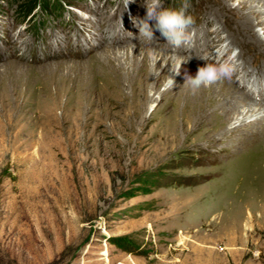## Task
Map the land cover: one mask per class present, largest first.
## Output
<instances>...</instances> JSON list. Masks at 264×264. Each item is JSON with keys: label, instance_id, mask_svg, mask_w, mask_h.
Masks as SVG:
<instances>
[{"label": "rangeland", "instance_id": "374dc122", "mask_svg": "<svg viewBox=\"0 0 264 264\" xmlns=\"http://www.w3.org/2000/svg\"><path fill=\"white\" fill-rule=\"evenodd\" d=\"M37 1L0 0V49L9 53L0 51V264H264V121L254 116L259 108L246 116L262 128L259 140L249 129L222 139L221 128L233 124L220 114V126L208 118L199 127L191 116L194 133L184 152L172 155L158 139L167 131L177 136L176 145L185 141V80L166 87L176 75L168 68L137 77L144 56L132 54L147 48L204 65L200 58L213 43L198 37L186 48L187 58L182 49L170 51L150 22L155 41L149 48L136 26L146 15L145 0H106L111 5L109 13L102 11L104 22L77 38L97 46L76 54L80 48L70 42L64 22L75 14L74 6L85 11L86 4L105 0H54L49 13L65 4L62 19L34 15ZM228 1L188 0L186 14L195 19L190 34L194 27L207 30L200 19L225 13L220 5ZM183 2L163 0L174 9ZM19 8L28 11L25 17L17 18ZM226 15L209 24L224 37L222 30L236 21ZM134 27L132 41L125 31ZM239 39L233 46L238 59L243 56L249 67L264 61L263 51ZM115 41L120 44L110 49ZM155 138L146 153L142 145L151 147ZM249 143L252 153L245 149ZM227 176L236 181L218 196L217 211L206 216L215 207L209 202L216 192L212 183Z\"/></svg>", "mask_w": 264, "mask_h": 264}, {"label": "bare ground", "instance_id": "6f19581e", "mask_svg": "<svg viewBox=\"0 0 264 264\" xmlns=\"http://www.w3.org/2000/svg\"><path fill=\"white\" fill-rule=\"evenodd\" d=\"M233 0H229L228 3L220 5L221 8H225V13L220 14L217 13V11H213L210 14L211 19L209 18L208 21L210 23H220L222 20V17H226L224 20H227V12H230V15H235L236 18H234L235 25L232 27L228 32H225L222 30L221 33H225L226 36L224 37L227 42V46H235L236 44H241V40L239 39V36H242V40H247L252 42L256 48H259V50L264 52V39H261L259 35L257 34L256 29L261 28L262 31H264V1L263 0H239V4L237 7H235L234 11L238 9L239 15L237 12L233 11V8L231 5H229V2ZM212 9V8H211ZM236 13V14H235ZM239 17V18H238ZM223 26V25H222ZM217 27V26H216ZM154 31V30H153ZM220 36V33L218 34ZM102 39V38H101ZM128 39H124V42H127ZM120 42V41H119ZM116 44H120L117 41L112 42V47L110 46V49L113 47L116 48ZM116 46V47H115ZM93 48V47H92ZM132 48V47H131ZM134 48V47H133ZM138 48V47H137ZM141 48V47H140ZM109 49V48H108ZM107 49V50H108ZM109 49V50H110ZM238 49V48H237ZM108 50V51H109ZM128 50V49H127ZM117 51V50H116ZM119 51V50H118ZM135 51V50H133ZM111 52V51H110ZM109 52V53H110ZM129 52V51H128ZM242 52V51H241ZM108 53V52H107ZM137 54L138 57H141V64L140 68L137 72V77H146L149 78L151 75L153 76V71L156 72L157 69H165L168 68L169 71H172V68L175 67L178 61H182L179 74L176 73L174 81L176 83H179L183 80H185L186 75L195 76L197 70L199 67L204 66L199 63H194V61H189L186 59H183L182 57L178 55H166L158 53L155 50V60L152 59L153 56V50L142 48L139 49L138 52L132 53ZM113 55V54H112ZM115 55V54H114ZM119 55V54H116ZM70 56V55H69ZM107 56V55H106ZM77 57V56H76ZM111 55L108 54V61H112ZM115 57V56H114ZM205 57V56H204ZM105 58V59H106ZM102 60V59H101ZM103 61V60H102ZM107 61V63H108ZM116 61V60H115ZM95 62V61H94ZM149 62L151 63V68ZM114 63V62H113ZM247 63V61H244V65ZM90 64V63H89ZM112 64V63H110ZM125 65V64H124ZM89 66V65H88ZM113 66V65H112ZM116 67V66H115ZM98 68V67H97ZM150 68V69H149ZM133 69V68H132ZM112 70V69H111ZM119 70V69H118ZM126 70V67H125ZM122 71V70H121ZM164 71V70H163ZM124 72V71H123ZM129 72V71H128ZM173 72V71H172ZM115 73V72H114ZM136 73V72H135ZM159 73V72H158ZM169 73V72H168ZM168 73L159 75L156 79L157 80H164ZM91 74V73H90ZM125 74V73H124ZM114 75V74H113ZM130 75V74H129ZM157 75V74H156ZM171 76V75H170ZM173 76V75H172ZM171 76V77H172ZM128 77V76H127ZM136 78V77H135ZM153 78V77H152ZM116 79V78H115ZM135 80V79H134ZM128 81V80H127ZM133 81V79H131ZM167 81V80H166ZM106 82V81H105ZM123 82V81H122ZM151 82V81H150ZM154 82V81H153ZM163 82V81H162ZM91 83V82H90ZM104 83V82H103ZM113 86V85H112ZM115 86V85H114ZM125 87V86H124ZM112 88V87H111ZM184 88L188 91V97L186 98V109H187V115L185 122L190 123V125L186 128L183 127V132L185 133V141L181 145H176L175 141L178 140L177 136H171L172 134H166V132L163 135H160V142L162 141V147L165 151H167L170 154H178V152L183 151L186 148L185 143L189 139H191V136L194 133V127L192 126V123L188 118L197 117L199 127L206 126L208 118L213 119L218 126H220V123L218 120V116H224L227 119H224L225 124L231 123L233 126L229 129H226L225 127L221 128V138L226 139L230 137L233 133L238 131H244L249 129L250 137L253 139H258L259 136L262 134V128H258V124L256 123H248V119L252 117L246 118L248 116L249 112H255L253 111V108H259V113H255L254 116L258 115L256 117V120L259 119L260 122L264 121V107L261 106V104L257 103L256 101L246 97L243 92L239 89H237L235 86H232L229 82L225 81L224 79L212 84L210 87H201L198 91L195 93L192 92V90L187 86L184 85ZM114 89V87H113ZM125 89V88H124ZM138 89V88H137ZM116 90V89H114ZM120 90V88H119ZM118 90V91H119ZM150 90V89H149ZM153 90V89H152ZM134 91V90H133ZM177 91V90H176ZM143 92V91H142ZM178 92V91H177ZM120 93V92H118ZM136 93V92H135ZM163 93V92H162ZM139 94V93H138ZM161 94V93H160ZM169 94V93H168ZM162 95V94H161ZM166 95V93H165ZM163 98V97H162ZM149 100V99H148ZM152 100V99H151ZM150 102V101H149ZM248 109H243L245 108ZM250 107L252 110H250ZM146 109V108H145ZM243 109V110H242ZM257 110V109H255ZM175 113V112H174ZM239 113L242 114L243 118H239ZM145 114V113H144ZM217 114H220L216 116ZM240 114V115H241ZM253 114V113H252ZM235 115L237 117L235 118ZM183 116V115H182ZM210 116V117H209ZM158 118V117H157ZM181 118V117H180ZM221 118V117H220ZM136 119V118H135ZM164 119V118H163ZM162 119V120H163ZM206 119V120H205ZM222 119V118H221ZM150 120V119H149ZM195 120V119H194ZM223 120V119H222ZM147 122V121H146ZM162 122V121H161ZM148 123V122H147ZM224 123V122H223ZM186 124V123H185ZM222 124V123H221ZM210 125V124H209ZM208 125V126H209ZM250 125V126H248ZM165 126V125H164ZM193 127V128H192ZM170 128V127H169ZM212 128V127H211ZM144 129V128H143ZM167 129V128H166ZM174 129V128H171ZM207 131V130H206ZM145 132V131H144ZM196 132V131H195ZM146 133V132H145ZM197 133V132H196ZM153 134V133H152ZM198 134V133H197ZM215 135V134H214ZM132 136V135H131ZM142 136V135H141ZM144 136V135H143ZM149 136V135H148ZM263 137V136H262ZM148 138V137H147ZM142 139V138H141ZM156 138L151 141L152 145L151 147L147 145H142V148H146L145 152L149 153L153 151V148L155 146ZM149 140V138L147 139ZM259 140V139H258ZM262 140V139H261ZM263 141V140H262ZM247 142V141H246ZM238 144V143H237ZM247 144V143H246ZM258 144V142H257ZM254 144H250L245 147L246 150H248L249 153H252L255 148L252 146ZM256 145V142H255ZM260 145V144H259ZM264 146V145H263ZM256 147V146H255ZM151 148V149H150ZM184 152V151H183ZM258 154V153H257ZM263 154V153H262ZM259 157V156H258ZM262 158V157H261ZM262 161V160H261ZM236 162V161H235ZM260 162V161H259ZM233 164H235L233 162ZM259 164V163H258ZM257 162L256 165L258 166ZM261 164V163H260ZM259 164V165H260ZM228 166V165H227ZM227 166L223 167L225 169ZM260 167V166H259ZM221 169L220 171H222ZM237 169V168H236ZM250 171V170H249ZM260 171V169H258ZM257 172V169H256ZM261 172V171H260ZM258 174V173H256ZM259 175V174H258ZM261 175V173H260ZM210 176V175H209ZM248 176V173H247ZM252 179V178H251ZM241 181V183L246 182L245 179L239 178L237 179ZM235 179L227 177H222L221 179H217L212 183V185L215 187V195L210 199L209 202H214L215 207L210 214H207L206 216H210L212 213H215L217 211V204L216 202L219 200L218 196L220 197V194L222 190L227 187L228 185H231ZM261 183V182H260ZM263 183V182H262ZM261 183V184H262ZM264 187V186H263ZM262 187V188H263ZM264 196V195H263ZM262 196V197H263ZM259 199V198H258ZM261 199V198H260ZM263 199V198H262ZM188 205V204H187ZM190 205V204H189ZM200 205V204H199ZM199 205L195 206L196 208L199 207ZM251 216V215H250Z\"/></svg>", "mask_w": 264, "mask_h": 264}, {"label": "clouds", "instance_id": "9594fccd", "mask_svg": "<svg viewBox=\"0 0 264 264\" xmlns=\"http://www.w3.org/2000/svg\"><path fill=\"white\" fill-rule=\"evenodd\" d=\"M146 15L139 20L137 27L139 36L144 38L147 47L155 41L153 26L150 22H154L155 30L166 39L167 43L173 48H181L191 43V34L189 29L195 24V19L191 15L186 14L190 7L188 0H184L179 9L168 8L164 6L163 0H145ZM235 7V5H231ZM257 34L264 39V31L257 29ZM238 51V50H237ZM152 59L155 60V51L153 50ZM204 61V66L198 68L195 76L186 75L184 85H187L193 93L201 87H210L212 84L222 80H230L233 75L234 68L228 62H215L211 57L205 56L200 58ZM182 61H178L172 71L179 74ZM175 81L168 78L166 87L173 88Z\"/></svg>", "mask_w": 264, "mask_h": 264}, {"label": "built area", "instance_id": "2783aa9c", "mask_svg": "<svg viewBox=\"0 0 264 264\" xmlns=\"http://www.w3.org/2000/svg\"><path fill=\"white\" fill-rule=\"evenodd\" d=\"M29 10V9H28ZM19 12V13H17ZM28 11H25V10H22L21 8L17 9L16 13H17V18L20 16V15H23L25 17V15L27 14ZM20 14V15H19Z\"/></svg>", "mask_w": 264, "mask_h": 264}]
</instances>
